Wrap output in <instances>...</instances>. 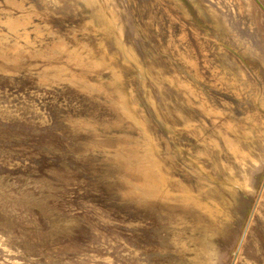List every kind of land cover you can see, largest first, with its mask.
<instances>
[{
	"label": "rangeland",
	"instance_id": "rangeland-1",
	"mask_svg": "<svg viewBox=\"0 0 264 264\" xmlns=\"http://www.w3.org/2000/svg\"><path fill=\"white\" fill-rule=\"evenodd\" d=\"M71 2L0 0V264L184 261L186 235L175 217L135 203L128 192L136 181L133 159L117 151L130 149L141 132L120 113L125 106L136 117L144 111L147 130L162 139L152 164L161 161L190 186L201 180L164 151L177 144L183 159L211 171V159L198 155L209 139L224 143L222 122L252 131L251 138L233 137L249 152L257 187L218 261L234 264L232 253L242 250L238 264H264L263 219L256 218L253 238L244 242L262 185L258 173L264 175V0ZM102 6L113 8L115 27L100 16ZM10 18L18 22L15 31ZM222 75L236 92L219 84ZM121 99L125 106L115 104ZM173 123L182 132L172 131Z\"/></svg>",
	"mask_w": 264,
	"mask_h": 264
},
{
	"label": "bare ground",
	"instance_id": "bare-ground-1",
	"mask_svg": "<svg viewBox=\"0 0 264 264\" xmlns=\"http://www.w3.org/2000/svg\"><path fill=\"white\" fill-rule=\"evenodd\" d=\"M70 2H71V0H70ZM72 2H74V1H72ZM58 3H59V1H58ZM32 6L35 7L34 5H32ZM3 9H5V8H3ZM99 9H100V7H99ZM99 9H98V11H99ZM104 9L99 11L100 16L103 19L104 18L106 19V24H109L110 26L115 27L116 23H117L116 21H118V18H117V20L114 19V17L116 18L117 15L114 16V11L111 10L113 8H109L110 10L108 8H107L108 10L106 8H104ZM183 9L185 10V8H183ZM201 10H203V9H201ZM33 14L35 15V13H33ZM185 14H187V12H185ZM2 16H4V15H2ZM7 16L9 17V14ZM17 17L19 18V16H17ZM22 18H26V16H24V17L22 16ZM27 18H29V17H27ZM27 18H26V20H28V22H30L32 20L30 18L31 20L29 21V19H27ZM214 18H216V17H214ZM12 19H13V17H12ZM12 19L10 18V20L7 21V24L9 25L11 30L15 31L16 28L13 29V27L17 26L16 24H18V22L17 21L13 22ZM14 20H16V19H14ZM216 20H217V18H216ZM21 21H19V22H21ZM3 22H5V25H6L5 20L2 21L1 25H4ZM53 22H55V21H53ZM21 23H19L20 28L23 25V23H22V25H21ZM26 24H28V23H26ZM32 24L35 25L34 22ZM37 27H38V23H37ZM39 27H41V26H39ZM87 27H89V26L87 25ZM25 32H27V31H25ZM27 38H28V36H27ZM28 39H26V41ZM4 40L5 39H3V41ZM6 40H8V39H6ZM246 53H247V51H246ZM76 58L78 59V57H76ZM182 58H184L186 63L188 65H190L191 67L195 68L197 66V63L194 61V59H191V58L187 57L186 55H184ZM87 62H89V61H87ZM84 63H86V62H84ZM93 63H95V62H93ZM90 64H92V62ZM218 82L223 87L229 88L235 92L237 91L236 84L234 82H232V79L230 81L228 79H225V77H223V75H222V77L220 78V80H218ZM236 83H237V81H236ZM240 89L242 90V88H240ZM135 98L133 97V105L135 107H137L138 101ZM153 99H150V101H149V103L151 102L150 105L153 103ZM243 99H244V97H243ZM256 101H258V99ZM154 102H155V99H154ZM126 103L127 102H124V100H122V99L118 102H115V104H117L119 106H122V105L125 106ZM153 106H154V104H153ZM155 106H157V105H155ZM159 107H158V109H159ZM261 107H262V105H261ZM119 110L121 111L120 113H122L124 115L125 119H127V121H129L130 123L131 122L136 123L134 125H138V129L141 132V133H139L140 135L138 137V140L135 142V144L130 146V149L126 148V147H121V146H120L121 148L119 150L117 149L118 150L117 152H121V154L120 153H119V155L117 154L119 158H123L125 161H127V160L129 161V160L133 159L132 165H133V168L135 169L136 181L130 182L131 189L128 192H130V194H132L135 197V200H136L135 203H145L147 206L154 208L159 212H163V213L165 212L169 216L175 217L176 220H174L173 223L177 227L182 228L181 231L186 235V238H185L186 240H183L184 243L182 242L180 244V248H179L181 251V254L184 258V261L181 263H183V264H219L218 257L220 254V249H221V251H224L222 249H225L226 246H228V244L230 243L231 235L234 232L235 225L238 222V216H240L239 211L244 213L247 210L245 208V202H246V200L250 199L249 198L250 194L253 193L255 190V187H257L256 182L252 181V179L250 177V170L248 169L250 167V164H248V160H247V159H249L248 158L249 152L243 151L241 149V147L239 146V144L234 140L238 134L243 135L245 137L244 139L249 138V137L251 138V132L252 131L250 132V130L249 131L247 130V131L239 132L238 131L239 129L236 130L235 126L233 125V123H235V122H233V123H227V122L223 123L222 122L221 125L224 128V132L219 131V130L218 131H219L220 137L223 139L222 141L224 143L221 144L220 143L221 140L219 141V139H217V138L216 139H209L208 142L205 143L204 150L202 152H200L198 155V156H205L206 158H208V160L211 159V161H212L211 163H213L211 171H210V169L207 170L206 167L199 162H197V165L195 164V166H192L193 164L191 165L190 162H187L185 159H183V157L181 155V152L183 150L181 151L180 147L177 146V144L175 146L172 145V147L170 148L171 154L166 153V155H165V151H164L165 157H167V158L170 157L173 159L172 163L174 166L178 167L181 171H182V169H184L185 170L184 173H186L188 175H189V173L194 175L196 180H201L200 183H197V184H194L193 186H190L188 183L185 182V180L178 177V175L175 174L176 172L170 174V173L164 171V169L162 168L161 161L160 162L158 161L157 163L152 164L151 160L152 159L155 160V158L158 159L160 153L162 152L161 151L162 139L160 138L159 135H157L153 132H149L147 130V128H146L147 123H149L151 121L148 119V117L145 116V114L143 113L144 111L142 110L143 112H141L140 117H136L132 114L130 109L127 108L126 106H125V108L119 109ZM206 112L209 114L214 113L217 116L218 115L222 116L221 113H219L217 111L216 112L211 111V109H209L208 111L206 110ZM139 113H140V111H139ZM256 113L258 114L257 111H256ZM150 115L152 116L151 112H150ZM247 118H248V120H250V117H247ZM127 121L125 120V122H127ZM247 121H246V123H247ZM214 122H219L218 118H216L215 121L213 120V123ZM251 122H253V120H251ZM164 124H166V123H164ZM254 124L256 125L257 122H255ZM241 125H244V124H240L239 126H241ZM250 125H251V123H250ZM239 126H236V127L239 128ZM244 126H246V125H244ZM173 127L174 128H172L173 129L172 131H175V133H177L179 131L182 132L179 127L175 126V124ZM253 127H254V125H253ZM263 127H264V125H263ZM252 129H254V128H252ZM168 130H169V128H168ZM190 130H192V129H190ZM186 131H188V130H186ZM188 133H189V131H188ZM260 133H262V132H260ZM233 135H235V138L233 137ZM193 136L200 139V137L202 135L199 136L198 134L194 133ZM255 136H256V134H255ZM258 136H261V135H258ZM202 138L204 139V137H202ZM202 143H203V141H202ZM252 143H253V141H252ZM122 154H124V155H122ZM259 154H261V153L259 152ZM109 156H111V155L109 154ZM143 157H144V159H142ZM157 159H156V161H157ZM194 159H195V156H194ZM194 159H192V160H194ZM158 160H160V159H158ZM254 165L256 166V164H254ZM209 166H211V165L209 164ZM239 166L241 167V169L243 171H239L236 168ZM166 169L169 170V168H165V170ZM258 174H259L258 177L262 178V185H261V189H259L260 192H259L257 204L255 206L253 213L251 214V222L249 223V225L246 229V236L244 237L245 238L244 242H246V240L248 239L249 236L251 239L253 238L252 233H253V230L255 229L254 228V222H255L256 218L259 217L260 220L263 219V221H264V175L262 177V170ZM218 176L220 178H218ZM170 182H171V184H169ZM245 217H247V216H245ZM246 223H248V222H246ZM254 240H256V239H254ZM251 242H252V240H251ZM256 242H258V240L255 241V243ZM256 247H258V246L256 245ZM240 249H241V247H240ZM242 253H243L242 250L239 252V254H237V256H235L236 255L235 251L232 253V257H231L232 259L231 260L232 261L234 260V262H235L234 264H238L240 261L243 260L244 257L242 258ZM251 258L253 259V257H251ZM256 262H258V261H256ZM181 263H179V264H181ZM245 263L249 264V262L246 260H245ZM253 263H254V260H253Z\"/></svg>",
	"mask_w": 264,
	"mask_h": 264
}]
</instances>
